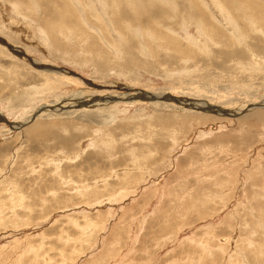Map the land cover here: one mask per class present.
<instances>
[{"label": "rangeland", "instance_id": "rangeland-1", "mask_svg": "<svg viewBox=\"0 0 264 264\" xmlns=\"http://www.w3.org/2000/svg\"><path fill=\"white\" fill-rule=\"evenodd\" d=\"M247 1L0 0V264H264Z\"/></svg>", "mask_w": 264, "mask_h": 264}, {"label": "bare ground", "instance_id": "bare-ground-1", "mask_svg": "<svg viewBox=\"0 0 264 264\" xmlns=\"http://www.w3.org/2000/svg\"><path fill=\"white\" fill-rule=\"evenodd\" d=\"M204 1H205V0H203V2H204ZM169 2H170V1H169ZM243 2L247 4V5L245 6V10H249V11L251 12V14L254 15L255 17H257V18L259 17V18H258L259 20L263 18L262 13H258V12H256V14L254 13V11H255V10H253V9H254V5L250 4L247 0H243ZM101 3H102V1H101ZM113 3H114V2H113ZM117 4H118V3H117ZM119 4H120V3H119ZM210 4H211V3H210ZM113 5H114V4H113ZM191 5H192V4H191ZM191 5H190V6H191ZM206 5H207V4H206ZM206 5H205V6H206ZM240 5H242V0H241ZM111 6H112V5H111ZM94 7H95V6H94ZM192 7H193V6H192ZM173 8H174V7H173ZM190 8H191V7H190ZM194 8H196V6H195ZM194 8H193V9H194ZM196 9H197V8H196ZM188 10H189V8H188ZM191 10H192V9H190V11H191ZM228 10H229V9H228ZM224 12H225V11H224ZM135 14H137V13L135 12ZM142 15H143V14H142ZM142 15H141V16H142ZM248 15H249V14H248ZM248 15H247V16H248ZM229 16H230V15H229ZM245 16H246V14H245ZM201 17H202V19H203V16H201ZM230 17H231V16H230ZM123 18H124V16H123ZM125 18H126V17H125ZM135 18H136V17H135ZM135 18H134V19H135ZM249 18H250V17H249ZM253 18H254V17H253ZM127 19H129V18H127ZM131 19H132V18H131ZM131 19H130V20H131ZM155 19H157V18L155 17ZM197 19H200V18L198 17ZM202 19H201V20H202ZM246 19H247V18H246ZM251 19H252V18H251ZM254 19H255V18H254ZM74 20H75V19H74ZM203 20H204V19H203ZM203 20H202V21H203ZM40 21H41V20H40ZM82 21H83V20H82ZM133 21H134V20H133ZM198 21H200V20H198ZM255 21H256V20H255ZM75 22H76V21H75ZM88 22H89V21H88ZM153 22H154V21H153ZM158 22H159V20H158ZM257 22H258V21H257ZM41 23H42V22H41ZM197 23H198V22H197ZM200 23H202V22H200ZM65 24L68 26V25H69V21H68L67 23H65ZM72 24H73V23H72ZM73 25H74V24H73ZM121 25H122V24H121ZM156 25H157V24H156ZM254 25H255V24H254ZM257 26H258V25H257ZM197 27H198V26H197ZM255 28H257V30H258V27L255 26ZM44 29H45V28H44ZM202 29H203V28H202ZM45 30H46V29H45ZM70 30H71V28H70ZM70 30H69V31H70ZM206 32H207V31H206ZM206 32H205V33H206ZM151 33H152V32H151ZM244 33H245V32H244ZM206 34H207V33H206ZM238 36H239V35H238ZM240 36H241V35H240ZM111 37H112V36H111ZM2 41H3V40H0V45L3 44ZM129 42H130V41H129ZM113 44H114V43H113ZM113 44H112V45H113ZM66 45H67V44H66ZM131 45H132V44H131ZM146 45H147V44H146ZM7 46H9V45H7ZM113 46H114V45H113ZM204 46H205V45H204ZM65 47H66V46H65ZM0 48H1V47H0ZM3 48H4V47H3ZM55 48H56V47H55ZM57 49H58V48H57ZM57 49H56V50H57ZM83 49H84V48H83ZM113 49H114V47H113ZM130 49H131V48H130ZM1 50H2V49H1ZM5 50H6V49H5ZM5 50H4V51H5ZM15 50H16V49H15ZM15 50H14V52H13L14 55H16ZM80 50H82V47H80ZM80 50H79V51H80ZM114 50H116V49H114ZM117 50H118V49H117ZM236 50H237V49H236ZM66 51H67V53H68V49H67ZM66 51H65V52H66ZM5 52H6V51H5ZM18 52H19V51H18ZM69 52H70V51H69ZM76 52H77V51H76ZM117 52H118V51H117ZM132 52H133V51H132ZM11 53H12V51H11ZM11 53H10V54H11ZM59 53H60V52H59ZM89 53H90V52H89ZM114 53H115V51H114ZM114 53H113V55H114ZM130 53H131V52H130ZM10 54H9V55H10ZM13 54H12V55H13ZM102 54H103V53H102ZM115 54H116V53H115ZM133 54H134V53H133ZM12 55H11V56H12ZM17 55H18V54H17ZM87 55H88V54H87ZM71 57H73V56H71ZM71 57H70V59L73 60V58H71ZM81 57H82V56H81ZM134 57H135V56H134ZM79 58H80V57H79ZM81 59H82V58H81ZM133 59H134V58H133ZM79 60H80V59H79ZM77 62H78V61H77ZM94 62H95V61H94ZM116 66H117V65H116ZM39 68H40V71H38V72H39V75L42 74V75L46 78L45 80H48L49 83L51 82V80H50L51 78H53V77H57V76H58V75H57V70L55 71L54 68L45 67V65H43V64H41V66H40ZM58 72H59V70H58ZM8 75H9V74H8ZM63 77H64V76H63ZM64 78H65V77H64ZM42 79H43V78H42ZM49 80H50V81H49ZM47 84H48V83H47ZM47 86H48V85H47ZM46 88H47V87H46ZM49 88H50V87H49ZM51 88H52V87H51ZM31 90H32V89H31ZM25 91H26V90H25ZM40 129H41V128H40ZM41 130H42V129H41ZM39 133H40V131H39ZM34 135H35V134H34Z\"/></svg>", "mask_w": 264, "mask_h": 264}]
</instances>
